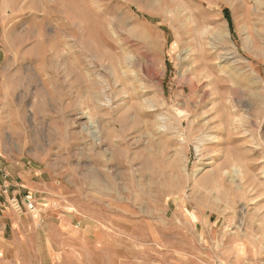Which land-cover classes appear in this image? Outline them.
Listing matches in <instances>:
<instances>
[{
    "label": "rangeland",
    "instance_id": "rangeland-1",
    "mask_svg": "<svg viewBox=\"0 0 264 264\" xmlns=\"http://www.w3.org/2000/svg\"><path fill=\"white\" fill-rule=\"evenodd\" d=\"M0 164V264H264V0H0Z\"/></svg>",
    "mask_w": 264,
    "mask_h": 264
},
{
    "label": "bare ground",
    "instance_id": "bare-ground-1",
    "mask_svg": "<svg viewBox=\"0 0 264 264\" xmlns=\"http://www.w3.org/2000/svg\"><path fill=\"white\" fill-rule=\"evenodd\" d=\"M120 56V55H119ZM125 57H127V56H125ZM67 59H69V57L67 58ZM123 59H124V56H123ZM123 59H121L120 60V58L116 61V62H114L115 60L113 59V61L112 62H114V64H115V67H114V69L113 70H115V73H116V78L114 77V80H115V86H116V91H115V98H116V100H117V102H120V100L119 99H122V98H120L121 97V94H124L125 93V95H126V100L127 101H132L133 99H134V97L136 96L135 94H134V91L136 90V88L135 87H133V88H135V90H131V91H128L129 89L127 88V86H125V91H124V89H123V85H126V83L125 82H128V80L126 79H121V72H120V64H122L121 63V61L123 62ZM128 59H130V58H128ZM127 59V60H128ZM131 60V59H130ZM81 62H82V60H80ZM80 61L79 60H75V57L74 56H71L70 57V60H68L67 62H68V65H67V67H68V70H69V72L70 73H73V74H75V82H79L81 79H82V74L78 71L79 69V67H78V65L79 64H81L80 63ZM125 61V60H124ZM111 62V60H110V63H112ZM137 62H139V61H137ZM149 62V61H148ZM125 64L126 63H128V62H124ZM144 63V62H143ZM142 63V64H143ZM113 64V63H112ZM125 64H123V65H125ZM130 64V63H129ZM139 64V63H138ZM113 66V65H112ZM126 66H127V64H126ZM139 66V65H138ZM143 66V65H142ZM110 67V66H109ZM108 67V68H109ZM127 67H129V66H127ZM101 68V67H100ZM111 68V67H110ZM140 68V67H139ZM125 69V68H124ZM141 69H142V67H141ZM151 69H153L152 67H151V64L150 63H147V67H144L143 68V72H144V74H145V77H146V79L144 80V81H146L145 83H144V85L141 87V92L143 93V95H147L148 94V88L150 87V85H149V83L151 84V80L152 79H156V82H157V85L158 86H161L162 85V82H159V80H158V78H157V74L156 75H153L152 74V72H151ZM122 70H123V68H122ZM129 70V69H128ZM130 71V70H129ZM112 72V71H111ZM115 73H113L114 75H115ZM125 75V74H124ZM156 76V77H155ZM124 76H122V78H123ZM122 80H125V82L123 81L122 82ZM155 82V81H154ZM129 83V82H128ZM113 84V85H114ZM133 85V84H132ZM140 85H142V84H140ZM154 85V84H153ZM155 85H156V83H155ZM196 86V85H195ZM153 87V86H152ZM192 87H194V86H192ZM126 88L128 89V90H126ZM123 89V90H122ZM131 89V88H130ZM152 89V88H151ZM115 90V89H114ZM156 90V89H155ZM150 91H152V90H150ZM149 91V92H150ZM136 92V91H135ZM156 92V91H155ZM161 93H162V91H160ZM152 93V92H151ZM151 93H150V95H151ZM158 93H159V91H158ZM154 94V93H153ZM152 94V95H153ZM156 95V94H155ZM163 97H164V94L162 93L161 94ZM150 97V96H149ZM96 98V97H95ZM118 98V99H117ZM153 98H155L156 99V97H152L151 99H152V101H153ZM154 99V100H155ZM123 100V99H122ZM158 100V99H157ZM133 102V101H132ZM125 103V102H124ZM128 104H130L129 102H127ZM155 103H157V104H154V105H158L159 104V106L161 107V105L163 106V101H161L160 102V100H159V103H158V101L157 102H155ZM126 104V103H125ZM122 105V104H121ZM120 105V106H121ZM117 107H118V111H121V109H120V107L118 106V103H117V105H116ZM116 106H115V108H116ZM127 106V105H126ZM137 106L138 105H135L134 103H131L130 104V106L128 105V111L131 113V115H130V117L131 118H133L132 120H137L138 118H139V116L141 115V110H139L138 108H137ZM130 107V108H129ZM144 112V111H143ZM142 114H144V113H142ZM123 115V114H122ZM121 115V116H122ZM124 116V115H123ZM119 117V118H117V120L122 124V122L124 121V120H126L127 119V117L126 116H124V117ZM128 116V115H127ZM126 117V118H125ZM129 117V116H128ZM182 121V120H181ZM125 122V121H124ZM134 122V121H133ZM180 123V122H179ZM181 124V123H180Z\"/></svg>",
    "mask_w": 264,
    "mask_h": 264
},
{
    "label": "crops",
    "instance_id": "crops-1",
    "mask_svg": "<svg viewBox=\"0 0 264 264\" xmlns=\"http://www.w3.org/2000/svg\"><path fill=\"white\" fill-rule=\"evenodd\" d=\"M8 165V164H7ZM3 169H8L10 173L11 182H9L12 186H26L27 188H32L31 180L29 179L31 176H28L27 173L23 170H15V167L9 164L8 166H4ZM0 164V170H3ZM13 194L20 192V188H12L11 191Z\"/></svg>",
    "mask_w": 264,
    "mask_h": 264
}]
</instances>
